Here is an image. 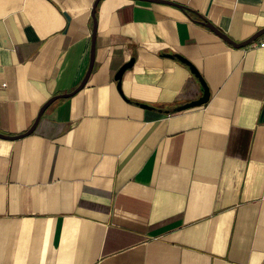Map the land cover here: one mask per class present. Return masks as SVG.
<instances>
[{"label":"crops","instance_id":"crops-1","mask_svg":"<svg viewBox=\"0 0 264 264\" xmlns=\"http://www.w3.org/2000/svg\"><path fill=\"white\" fill-rule=\"evenodd\" d=\"M94 1L0 0V133ZM169 1L99 0L0 136V264H264V33L202 23L264 0Z\"/></svg>","mask_w":264,"mask_h":264},{"label":"water","instance_id":"water-1","mask_svg":"<svg viewBox=\"0 0 264 264\" xmlns=\"http://www.w3.org/2000/svg\"><path fill=\"white\" fill-rule=\"evenodd\" d=\"M99 0H95L91 9V15L93 18V30H92V39H91V49H90V61H89V65H88V69L83 77V79L81 80V82L78 84V86L73 89L70 92H66V93H60V94H56L51 96L49 99H47L46 102H44V104L40 107V110L34 120V122L32 123V125L23 133L17 134V135H5L0 133V136L5 137V138H18L24 135H27L29 133H31L33 131V129L35 128L42 112L44 111V109L54 100H56L57 98L60 97H67V96H71L74 93H76L78 90H80L84 84L87 81V78L90 74V71L92 69L93 63H94V58H95V36H96V27H97V20H96V15H95V9H96V5L98 3ZM146 1H157V2H165V3H170L173 5H177L179 7H183L180 4H177L175 2L169 1V0H146ZM186 9V8H185ZM202 23L205 24L207 27H209L210 29H212L215 33H217L220 37H222L223 39H225L227 42H229L230 44H232L235 47H243L246 46L250 43H252L259 35H261L262 33H264V27H262L261 29L257 30L255 33H253L250 37L244 39L243 41L240 42H236L234 40H232L230 37H228L223 31H221L220 29H218L216 26H214L212 23H210L209 21L203 19ZM169 57H176L178 60H180L181 62L185 63L186 65H188L190 71L195 75V77H197V79L199 80L201 87H202V94L194 100H190L187 101L185 103H182L176 107H174L175 111H179V110H183L189 107H193V106H198V105H202L204 103H206L209 98H210V90L208 85L206 84L204 78L202 77L201 73L198 71V69L195 67V65L193 63H191L188 59H186L184 56L180 55V54H166ZM134 62V57H131L128 61H126L125 63H123L121 65V67H119V69L116 71L114 78L117 82V89L120 92V94L122 95L123 98H125V96L123 95L122 89H121V81H122V77H123V73L125 72L126 69L130 68L133 65ZM127 99V98H125ZM140 106L145 107V108H151V106H149L148 104H144V103H139ZM165 112H167V110H165Z\"/></svg>","mask_w":264,"mask_h":264}]
</instances>
